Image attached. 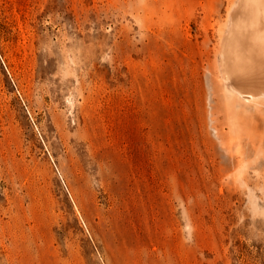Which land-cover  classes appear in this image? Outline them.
<instances>
[{
  "label": "rangeland",
  "instance_id": "obj_1",
  "mask_svg": "<svg viewBox=\"0 0 264 264\" xmlns=\"http://www.w3.org/2000/svg\"><path fill=\"white\" fill-rule=\"evenodd\" d=\"M149 2L0 0V264H264L261 129L150 70Z\"/></svg>",
  "mask_w": 264,
  "mask_h": 264
},
{
  "label": "bare ground",
  "instance_id": "obj_2",
  "mask_svg": "<svg viewBox=\"0 0 264 264\" xmlns=\"http://www.w3.org/2000/svg\"><path fill=\"white\" fill-rule=\"evenodd\" d=\"M149 3L150 70L170 68L194 75L201 102L203 95L209 97L213 127L222 144L230 148L234 142H254V121L264 139V0ZM230 6L227 27L222 11ZM154 40L159 64L153 57Z\"/></svg>",
  "mask_w": 264,
  "mask_h": 264
},
{
  "label": "built area",
  "instance_id": "obj_3",
  "mask_svg": "<svg viewBox=\"0 0 264 264\" xmlns=\"http://www.w3.org/2000/svg\"><path fill=\"white\" fill-rule=\"evenodd\" d=\"M0 59H1V58H0ZM1 62H2V64H3V66H4V68L6 69V67H5L4 62H3L2 59H1ZM7 72H8V71H7ZM8 76H9V78H10L9 73H8ZM10 80H11V83L13 84V86L16 88V86H15V84H14L12 78H10ZM16 92H17V94H18L20 100L23 101V100H22V97H21V95H20V93L18 92V90H16ZM54 168H55V171H56V173H57V175H58V177H59V179H60V182H61V184H62L63 189L65 190V192H66L68 198H69V199L71 200V202L73 203V201H72V199H71V196H70V193H69V190L67 189V187H66V185H65V183H64V181H63V179H62V177H61V175H60V173H59V171H58V169H57V167H56L55 165H54ZM73 204H74V203H73Z\"/></svg>",
  "mask_w": 264,
  "mask_h": 264
}]
</instances>
